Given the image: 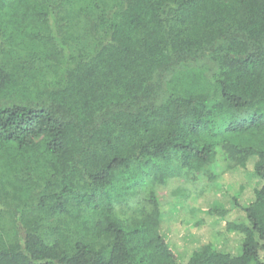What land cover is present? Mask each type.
I'll use <instances>...</instances> for the list:
<instances>
[{
  "label": "trees",
  "instance_id": "obj_1",
  "mask_svg": "<svg viewBox=\"0 0 264 264\" xmlns=\"http://www.w3.org/2000/svg\"><path fill=\"white\" fill-rule=\"evenodd\" d=\"M179 176L215 185L186 262ZM0 264H264V0H0Z\"/></svg>",
  "mask_w": 264,
  "mask_h": 264
},
{
  "label": "rangeland",
  "instance_id": "obj_2",
  "mask_svg": "<svg viewBox=\"0 0 264 264\" xmlns=\"http://www.w3.org/2000/svg\"><path fill=\"white\" fill-rule=\"evenodd\" d=\"M215 186L207 180L198 181L197 179L185 176L169 179L165 184H156L154 190L160 200L162 213L165 220L164 232L168 238L169 244L182 261H187L192 252L203 247L210 242L212 233L209 230H200L195 236L183 228L191 223L200 209H209L212 196L210 187ZM206 189V190H205ZM219 189V188H218ZM205 190V191H203ZM237 187L233 188L236 192ZM222 187L216 195V198L224 200ZM221 194V195H220ZM224 194V193H223ZM220 195V196H219ZM251 197L248 191H243L240 202L244 205L249 203ZM226 205L230 209L231 200L227 199ZM133 204V202L124 205ZM121 206V205H120ZM225 222H221L219 230H223ZM229 242L217 243L219 248H238L239 238L230 236Z\"/></svg>",
  "mask_w": 264,
  "mask_h": 264
}]
</instances>
